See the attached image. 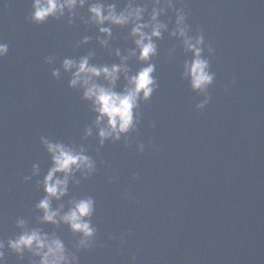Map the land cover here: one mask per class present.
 <instances>
[{"label": "water", "instance_id": "95a60500", "mask_svg": "<svg viewBox=\"0 0 264 264\" xmlns=\"http://www.w3.org/2000/svg\"><path fill=\"white\" fill-rule=\"evenodd\" d=\"M183 6L189 34L202 33L214 49L211 57L203 53L215 74L208 105L196 110L204 96L182 78L192 56L169 37V24L153 41L157 51L149 62L157 88L138 102L135 130L101 146L91 103L81 88H69L74 70L61 65L85 56L90 64H118L115 52L124 57L134 47L129 29L113 27L102 48L97 40L104 37L87 24V5L71 24L65 13L37 25L30 19L32 0H0V42L8 44L0 58L4 264H39L38 257L24 252L18 258L7 248V241L30 230L62 240L75 264H133L132 257L134 264H264V3L184 0ZM169 19L168 12L159 17ZM86 37L88 43H81ZM126 66L134 75L147 65L132 57ZM124 86L121 78L115 91ZM42 138L83 149L95 162L91 176L77 172L67 194L51 201L52 210L63 206V215L69 201L93 199L96 233L88 250H77L80 235L67 225L40 223L39 183L52 166ZM21 219L23 229L16 227Z\"/></svg>", "mask_w": 264, "mask_h": 264}, {"label": "clouds", "instance_id": "9594fccd", "mask_svg": "<svg viewBox=\"0 0 264 264\" xmlns=\"http://www.w3.org/2000/svg\"><path fill=\"white\" fill-rule=\"evenodd\" d=\"M260 2L264 3V0ZM86 5L87 24L95 25L98 34L104 37L103 40H97L102 48L108 45L113 27L128 28V36L134 45L124 57L120 56L119 50L115 52L119 59L118 64H90V56H85L78 63L65 59L61 65L65 72L74 70L69 88H81L82 99L91 103L92 111L96 114L94 124L101 146L107 140L117 141L122 135L135 130V125L139 122V114L136 113L138 102L148 101L157 88V81L153 77L155 65L149 62L157 51L153 41L161 38L162 33L168 30L169 24L172 25L169 37L178 39L183 51L191 53L192 56L190 61L184 62L182 78H187L192 91L204 96L203 101L195 106L196 110L201 111L208 105L210 97L207 90L212 85L215 74L210 71V61L203 53L206 50L211 57L214 49L210 44L205 45L202 33L197 32L194 36L189 34L184 0H32L30 19L32 23L39 25L50 17L59 19L67 13L71 24L75 11L83 9ZM166 12L171 14V19L161 22L159 17L164 16ZM81 43H88V38ZM7 54L8 44L0 42V58ZM132 57H135L137 63L147 65L134 75L130 74L126 66ZM50 62L45 58V63ZM58 75V70L52 72L53 78ZM121 78L125 86L117 92L116 84ZM90 135L91 129H86L85 137ZM40 143L51 157L52 165L39 183L44 192V198L35 206L36 210L42 213L40 223L67 225L71 233L80 235L77 250H88L96 233L90 222L94 210L93 199L69 201L70 207L63 215V206L52 210L51 201H59L67 194L69 179L77 172L85 177L91 176L95 171V162L84 154L83 149L75 151L45 138H42ZM143 148V145H139L138 151L142 152ZM37 173L38 167L33 165L32 175ZM30 178L25 177V182ZM24 226V220L17 221V228L23 229ZM4 247V243L0 242V264H4ZM7 248L18 258L28 252L32 257L39 258V264H75L76 261V257L66 250L62 240L54 234L49 236L39 230L21 231L15 239L7 241ZM132 262L134 264L135 257H132Z\"/></svg>", "mask_w": 264, "mask_h": 264}]
</instances>
